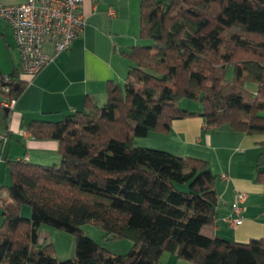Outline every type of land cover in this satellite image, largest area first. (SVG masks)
Masks as SVG:
<instances>
[{"label": "trees", "instance_id": "trees-1", "mask_svg": "<svg viewBox=\"0 0 264 264\" xmlns=\"http://www.w3.org/2000/svg\"><path fill=\"white\" fill-rule=\"evenodd\" d=\"M123 56L126 81L109 84L106 105L86 101L59 121L27 126L35 139L59 142L61 162L7 161L0 264H159L164 253L191 264H264V239L217 235V177L207 161L134 145L192 116L208 129L264 136V0H141L139 42ZM23 89L15 78L8 97ZM185 99L197 108L180 107ZM257 176L264 184V143ZM88 224L131 241L130 250L111 252L87 235ZM43 226L74 237L76 257L59 260L40 239Z\"/></svg>", "mask_w": 264, "mask_h": 264}, {"label": "crops", "instance_id": "crops-1", "mask_svg": "<svg viewBox=\"0 0 264 264\" xmlns=\"http://www.w3.org/2000/svg\"><path fill=\"white\" fill-rule=\"evenodd\" d=\"M140 7L141 0H85L86 25L81 35L70 49L60 53L47 44L44 51L52 62L30 81L21 74L14 31L0 17V77L14 75L24 83L15 107L9 112L3 106L8 94L0 91V136L7 139L0 140V200L8 198L7 187L11 184L8 160L42 165L61 162L59 142L35 139L27 129L30 123L59 121L83 110L86 101L102 107L108 101L109 84L122 85L126 81L129 61L123 53L139 42ZM110 8L115 10V16L108 15ZM263 143V135L239 132L229 124L208 129L201 116L174 120L168 133L150 132L134 139L136 147L207 161L217 177L216 233L238 243L264 239V184L257 176ZM240 192L247 194L245 210L241 223L232 227L230 219L236 217L232 206ZM21 213L31 218L29 207H23ZM39 236L41 241L53 244L59 260L76 257L74 237L48 226L41 227ZM131 246L128 243L127 249ZM165 256L166 264H187L173 254L164 253L161 260Z\"/></svg>", "mask_w": 264, "mask_h": 264}, {"label": "built area", "instance_id": "built-area-1", "mask_svg": "<svg viewBox=\"0 0 264 264\" xmlns=\"http://www.w3.org/2000/svg\"><path fill=\"white\" fill-rule=\"evenodd\" d=\"M84 4L85 0H26L13 4L0 0V17L14 31L21 56V74L24 78L29 81L34 79L52 62V57L44 51L47 44L52 45L56 53L71 48L86 25ZM115 14L113 8L108 10V15ZM2 79L4 86L0 91L8 94L15 84V78L12 75H4ZM15 104L16 98L9 97L3 106L11 111ZM0 140L7 139L0 136ZM222 178L227 179V176L222 175ZM246 200V193L237 194L232 206L236 217L230 219L232 227L241 223Z\"/></svg>", "mask_w": 264, "mask_h": 264}, {"label": "rangeland", "instance_id": "rangeland-1", "mask_svg": "<svg viewBox=\"0 0 264 264\" xmlns=\"http://www.w3.org/2000/svg\"><path fill=\"white\" fill-rule=\"evenodd\" d=\"M13 1L23 2L25 0H13ZM2 21H4V20H2ZM197 105H198L197 103L192 102L190 100H186V99L182 100L179 103V106L184 108V109H194V108H197ZM84 230L87 233V235L90 236L92 239H94L97 243L102 244V245L110 248V250H113V252H116L119 254V253L124 251L126 253L130 249V248L127 249L128 248L127 244L132 243L131 241L126 240V239L113 240L112 238H106L105 234L102 232V230L98 226H93L91 224H88L84 227ZM169 254L170 253H166V255H169ZM166 257L167 256H165L161 260L160 264H166V261H167ZM181 261L184 263H187V264H191L190 262H187L185 260H181Z\"/></svg>", "mask_w": 264, "mask_h": 264}, {"label": "water", "instance_id": "water-1", "mask_svg": "<svg viewBox=\"0 0 264 264\" xmlns=\"http://www.w3.org/2000/svg\"><path fill=\"white\" fill-rule=\"evenodd\" d=\"M19 86H18V84L17 85H15V88L17 89ZM6 111L7 112H9V110L8 109H6Z\"/></svg>", "mask_w": 264, "mask_h": 264}]
</instances>
